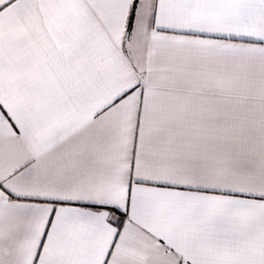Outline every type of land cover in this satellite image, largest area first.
Wrapping results in <instances>:
<instances>
[{
  "label": "snow or ice",
  "instance_id": "obj_1",
  "mask_svg": "<svg viewBox=\"0 0 264 264\" xmlns=\"http://www.w3.org/2000/svg\"><path fill=\"white\" fill-rule=\"evenodd\" d=\"M0 264H264V0H0Z\"/></svg>",
  "mask_w": 264,
  "mask_h": 264
}]
</instances>
